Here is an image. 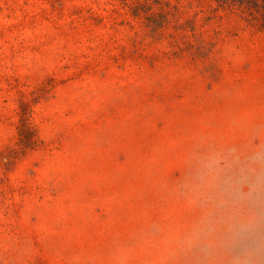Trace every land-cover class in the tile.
<instances>
[{"label":"rangeland","instance_id":"obj_1","mask_svg":"<svg viewBox=\"0 0 264 264\" xmlns=\"http://www.w3.org/2000/svg\"><path fill=\"white\" fill-rule=\"evenodd\" d=\"M0 264H264V20L0 0Z\"/></svg>","mask_w":264,"mask_h":264},{"label":"trees","instance_id":"obj_2","mask_svg":"<svg viewBox=\"0 0 264 264\" xmlns=\"http://www.w3.org/2000/svg\"><path fill=\"white\" fill-rule=\"evenodd\" d=\"M224 3H231L239 6L244 11L249 12L253 17L264 20V0H220ZM257 14V15H256ZM26 143H31L32 138H27Z\"/></svg>","mask_w":264,"mask_h":264}]
</instances>
